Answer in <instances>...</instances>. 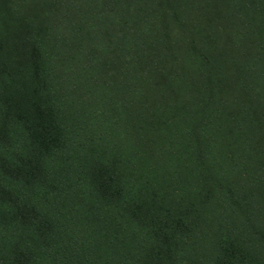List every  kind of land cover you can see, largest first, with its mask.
Wrapping results in <instances>:
<instances>
[{
  "label": "trees",
  "instance_id": "16d2710c",
  "mask_svg": "<svg viewBox=\"0 0 264 264\" xmlns=\"http://www.w3.org/2000/svg\"><path fill=\"white\" fill-rule=\"evenodd\" d=\"M0 264H264V0H0Z\"/></svg>",
  "mask_w": 264,
  "mask_h": 264
}]
</instances>
